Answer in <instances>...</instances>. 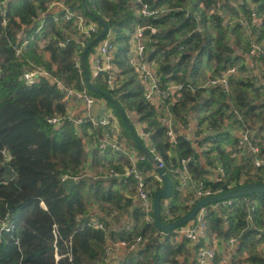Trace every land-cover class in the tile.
<instances>
[{
  "label": "trees",
  "instance_id": "16d2710c",
  "mask_svg": "<svg viewBox=\"0 0 264 264\" xmlns=\"http://www.w3.org/2000/svg\"><path fill=\"white\" fill-rule=\"evenodd\" d=\"M46 1L6 0L0 4V221L8 213L14 227L11 234L0 236V264H55L53 226L59 256L66 254L64 241L71 244L72 264H103L105 236L88 226L90 201L109 218L106 227L112 229L113 222H118L111 234L113 241L130 243L138 237L143 240L139 252L120 258L115 264H196L190 260L196 247L180 239L178 229L161 234L136 206L135 182L123 177L128 160L109 150L103 154L87 151L84 138L88 130L95 134V129L83 120L82 133L78 134L76 126L67 120L68 106L60 86L71 92L80 91L85 83V68L95 89L114 100L128 120L136 116L146 126L149 140L141 143L153 146L173 188L169 201H161V220L173 222L198 202L190 203L192 194L178 187L175 171L182 158L190 157L188 169L195 183L217 192L225 185L236 188L264 183V168L255 170L249 153L239 160L233 157L239 146L237 128L257 136L260 157H264V73L256 74L258 79L231 77L227 90L202 88L208 80V69L211 75H217L237 66L249 55L253 44L263 46L264 0H252L251 6L245 0H144L153 8L167 11L155 21L136 15L130 7L132 0H84L87 10L107 24V34L115 45L114 63L119 79L114 89L107 87L104 75L91 79L87 69V56L101 41L88 49L82 66V54L102 31L101 24L87 13L81 0H62L73 19L65 21L59 12V22L55 23L53 13H48L38 31L35 23L45 10ZM78 17L83 18L85 26L95 24L98 33L76 31L73 21ZM137 27L155 29L153 35L146 31L145 36L150 40L147 55L157 67L156 76L162 84L182 87L178 102L169 107L172 120L186 124L187 115L193 113L196 135L201 129L207 132L202 141L207 144L204 150H200L202 142L196 146L181 136L173 145L166 136L162 113L143 99L142 86L128 62ZM14 47L20 49L18 57ZM75 58L81 62L80 70L75 67ZM254 58L264 62L263 56ZM36 69L47 75H40L27 89L22 74ZM85 87L92 97L103 99L105 107H113L124 129L121 133L125 143L141 153L115 106ZM235 114L244 122L239 123ZM53 117L64 119L60 127L48 124ZM140 166L147 174L145 184L152 197L162 188V182L147 161ZM218 167L225 174L222 181L215 183ZM109 170L120 178L108 180L105 174ZM62 176L76 179L70 193L61 185ZM235 201L233 206L219 210L206 207L207 239L224 243L234 239L232 254L237 256V264H264L259 251L264 194L247 197V204L242 198ZM165 209L169 211L167 216ZM112 213L116 215L110 217ZM122 216L127 221L120 223ZM16 238L20 240L21 252L15 246ZM68 259L61 258L57 264H71ZM231 260L236 264L234 258Z\"/></svg>",
  "mask_w": 264,
  "mask_h": 264
},
{
  "label": "built area",
  "instance_id": "2783aa9c",
  "mask_svg": "<svg viewBox=\"0 0 264 264\" xmlns=\"http://www.w3.org/2000/svg\"><path fill=\"white\" fill-rule=\"evenodd\" d=\"M6 0H0V4ZM219 6V3H217ZM131 9L133 12L141 16L144 19H151L155 21L159 19L162 15L166 14V10L162 8H153L144 0H132ZM57 11V12H55ZM63 13V18L65 21H71L73 19V14L67 9V6L62 0H48L45 3V10L39 13V19L36 21L35 25L37 30L40 31L43 27L42 19L48 13H53V22L58 23V13ZM75 25V30L83 34H97L98 27L95 24H90L88 26L84 25V20L81 17H78L73 21ZM5 25V22L3 23ZM149 31L151 35L155 33V29L151 27H137L136 32L131 39L130 51L128 54L129 65L134 69L137 80L142 86L143 89V99L150 103L153 107L157 109L158 112H161L163 115L162 123L167 124L166 136L169 141L175 145L177 143V137L181 136L184 141L192 142L196 146L201 143L204 139V136L207 134L206 129H201V133L196 135L197 123L194 118V114L187 115L186 124L180 123L176 124L172 120L169 107L178 102L179 95L182 87L176 86L170 83L162 84L161 81L156 76V65L154 62L149 60L147 55V44L150 43L149 37L145 36V32ZM100 44L96 47L95 51L91 54L92 63H91V79H96L100 75L105 76V84L109 89H114L118 83L119 71L116 68L114 63V54H115V45L111 40V35L108 37L107 34L100 40ZM61 47H64V44H60ZM15 57H18L20 54V49L18 47L13 48ZM249 56L257 57L264 56V44L263 46L253 44L250 49ZM75 67L80 70L81 62L79 59H74ZM238 67L231 66L225 71L217 75H210L208 80L202 86L204 89H210L212 87H221L224 90H227L229 87V81L231 77L237 76ZM40 75H47L42 69H36L34 71H25L22 74L23 84L27 89H31L36 83ZM255 79H258L256 75L253 76ZM255 82L260 83L255 80ZM60 90L64 94V101L67 102L69 107L70 102L80 103L82 105L83 111L86 113L87 118L92 127L95 129V134L88 130L87 136L84 138L86 146L89 148L88 151H97L99 154L105 153L107 150L113 152L116 157H125L128 160L129 167L124 169L123 177L132 178L135 182V203L136 206L141 209L144 214L147 222H153L152 216V197L151 192L146 188V178L147 174L144 167L140 165L146 162V158L142 153H137L131 147H129L122 136H119V133L116 131L117 121L112 119L110 116H105L103 113L99 112L98 116L95 118H90L91 109L98 106H105L104 100H99L95 97H92L86 90L85 83L83 82V87L80 91H69L62 86ZM162 110V111H161ZM132 119V125L135 127V131L139 140H143L148 143L149 132L146 129V126L138 119L136 116H130ZM235 119L239 123H243V119L240 115L235 114ZM63 118L53 117L48 120V124L54 127H60L63 123ZM71 123H73L79 135H81L80 126L82 121H73L70 117L67 118ZM230 121L228 122V124ZM177 129L178 131H175ZM236 136L239 138V146L236 151V154L233 155L234 158L239 160L242 157H246L247 153L250 154L252 158V166L255 170H260L264 168V157H260L261 146L260 141L255 134H248V132H243L238 128L235 130ZM202 147L200 150H204L206 145L204 142L201 143ZM149 151L150 155L159 162L160 167H164L162 160L158 157L153 146ZM147 147V146H146ZM190 157L182 158L179 160V167L175 171L177 174L176 180L180 190L192 194V199L190 203L194 201H199L207 197H213L220 195L225 191L221 189L220 191H214L211 188H206L203 183H195L191 177L188 169V163ZM225 171L222 167H218L213 181L215 183L222 181L224 178ZM108 178H120L121 175L109 170L105 174ZM69 178L67 176H62L61 181ZM160 179V178H159ZM227 186V191L234 189L231 186ZM238 186V185H237ZM243 201L247 204V197L242 198ZM236 199H227L217 203H214L211 206L215 210H219L224 207H231L234 205ZM43 210H46L43 203L40 204ZM94 206V205H93ZM207 207V206H206ZM206 207L200 209L194 216L193 220L188 222L186 225L180 227L177 230V235L180 239H184L190 243L191 246L196 247L195 251L192 252L190 257L191 261L196 262V264H232V258H234L235 263H238L237 256H233L232 252L235 249L236 241L234 239H229L223 244L220 243L219 239H213L210 241L207 239L206 228L204 223V217L206 215ZM254 207H251L250 210H253ZM164 215H169V211L165 209ZM114 217V216H113ZM109 220L105 214H103L97 206L89 210L88 217V226L94 228L95 230L101 231L105 236V249L103 256V264H115L118 263V259L126 258L131 255H135L139 252L143 246L142 238L138 237L134 241L128 243L125 240L116 239L113 241L111 239L112 229L105 226V221ZM130 225L127 226V229H130ZM13 224L9 222V214L6 213L5 217L0 221V236L3 233L11 234L13 232ZM52 234L54 237V259L55 264L61 258L68 257V262L72 264V255H71V244L64 242L65 255L59 256L57 249V231L56 226H53ZM262 240L260 242L259 251L260 254L264 256V229L261 231ZM15 246L18 251L21 252L22 246L18 238L14 241ZM218 244L222 245L221 254H218ZM219 258V261H217Z\"/></svg>",
  "mask_w": 264,
  "mask_h": 264
},
{
  "label": "water",
  "instance_id": "95a60500",
  "mask_svg": "<svg viewBox=\"0 0 264 264\" xmlns=\"http://www.w3.org/2000/svg\"><path fill=\"white\" fill-rule=\"evenodd\" d=\"M82 4L84 5L85 10L87 13L93 17L97 22H99L102 26V31L95 37L93 41H91L85 48L81 60H82V66L83 60L86 56V53L90 47L98 43L106 34H107V24L100 18L96 17L93 13L87 10L85 6V1L81 0ZM222 3H225V0H221ZM233 33V30H232ZM107 36L109 37L110 34L108 33ZM83 74H84V79H85V85L87 88L99 94L100 96L104 97L107 101L111 102L122 122L130 132L132 138L134 139V142L136 143L137 147L140 149L141 153L145 156L146 161L151 164L154 167V170L156 174L159 176L161 182H162V188L158 191H156L153 196H152V216H153V224L155 228L161 233V234H167L171 231L177 230L180 227L186 225L188 222L193 220L195 214L202 209L203 207L212 205L214 203L227 200V199H237V198H243V197H249L252 195H262L264 194V183H250V184H243V185H238L236 188L232 190L227 191V186L225 185L223 187V190L225 191L224 193H221L220 195H216L213 197H207L204 199L199 200L194 206L191 207V209L182 217L178 218L177 220L173 222H167L164 223L161 220V201L165 200L167 201L168 199L171 198L172 195V183L169 179V177L166 174L165 168L159 166V162L155 160L149 153L151 150V147H145L141 141L139 140L135 127L132 125V123L128 120V118L125 116L123 113L122 109L119 107V105L112 100L105 92H102L98 89H95L91 83L89 82V76L87 74V71L85 68H83ZM106 110L105 106H98L94 107L91 109L90 113V118H95L96 115L101 111L104 112ZM143 142V141H142ZM77 184L76 179L74 178H66L65 180L62 181L61 185L63 189L67 192L70 193L72 189L75 187Z\"/></svg>",
  "mask_w": 264,
  "mask_h": 264
},
{
  "label": "crops",
  "instance_id": "0c3cea01",
  "mask_svg": "<svg viewBox=\"0 0 264 264\" xmlns=\"http://www.w3.org/2000/svg\"><path fill=\"white\" fill-rule=\"evenodd\" d=\"M57 12V11H55ZM250 53V52H249ZM256 57V56H255ZM264 57V56H263ZM239 66L243 68V66L246 68L247 73L243 72V70L240 69V73L242 74V76H244V74L250 75V76H254L256 74H263L264 73V62L259 59V58H254L251 57L249 55H246L243 57L242 60H240L239 62ZM211 70L208 69L207 70V75L208 77L211 75ZM255 73V74H253ZM83 108L81 107V105L79 103L76 102H70V105L68 107V117H70L73 121H81L84 120V114L82 113ZM101 112V111H100ZM99 114V113H98ZM98 114L96 116H98ZM90 153V151H89ZM89 210L93 209L95 206H93V203L90 201L89 202ZM125 222L123 220L120 219V223ZM118 222H113V227H112V231L113 229H116L115 226H117ZM221 244L224 245V242L220 241ZM218 244V246H221L222 249V245ZM218 254H221V250L220 248L217 249Z\"/></svg>",
  "mask_w": 264,
  "mask_h": 264
},
{
  "label": "rangeland",
  "instance_id": "374dc122",
  "mask_svg": "<svg viewBox=\"0 0 264 264\" xmlns=\"http://www.w3.org/2000/svg\"><path fill=\"white\" fill-rule=\"evenodd\" d=\"M245 3L248 5V6H251V4H252V0H245ZM97 47V46H96ZM96 47H95V49H96ZM91 63H92V57H91V54H89L88 56H87V60H86V65H87V69H88V72H89V74H90V72H91ZM237 67H238V69L240 68V66H239V62H238V64H237ZM241 70H243V72H245V73H247V70H246V68L243 66V68L241 67L240 68ZM240 69H239V71H237V77L239 78H247L248 76H250V75H247V74H244V76H242V74L240 73ZM253 74H255V73H253ZM95 98H98V97H95ZM101 100H103V99H101ZM105 102V101H104ZM80 104V103H79ZM81 105V104H80ZM81 107H82V105H81ZM106 110H107V112H105V113H103L105 116H110L112 119H114V120H116L117 121V127H116V131L119 133V136H122V129H121V127H120V124H119V121H118V117H117V115L116 114H114V110H113V107L111 106V105H108L107 107H106ZM82 113L84 114V118L86 119L87 118V116H86V113L82 110ZM129 120H130V122H132V119H130V117H129ZM244 121V120H243ZM123 131H124V129H123ZM139 138V137H138ZM143 141V140H142ZM141 141V142H142ZM144 142V141H143ZM144 144H145V142H144ZM148 147V146H147ZM89 150V148L87 147V151ZM89 152V151H88ZM108 180H110V177L109 178H107ZM168 201H169V199H168ZM116 214L115 213H112L111 215H110V217H113V216H115ZM121 220H123V221H127V219H126V217L125 216H122L121 217ZM220 248V250H221V246L219 245V247H218V249Z\"/></svg>",
  "mask_w": 264,
  "mask_h": 264
}]
</instances>
